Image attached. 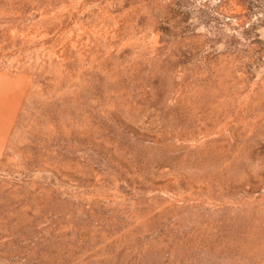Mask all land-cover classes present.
Wrapping results in <instances>:
<instances>
[{"label":"rangeland","instance_id":"obj_1","mask_svg":"<svg viewBox=\"0 0 264 264\" xmlns=\"http://www.w3.org/2000/svg\"><path fill=\"white\" fill-rule=\"evenodd\" d=\"M0 264H264V0H0Z\"/></svg>","mask_w":264,"mask_h":264}]
</instances>
